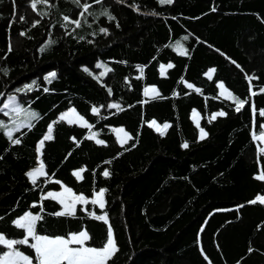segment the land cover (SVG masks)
<instances>
[{
	"label": "trees",
	"instance_id": "16d2710c",
	"mask_svg": "<svg viewBox=\"0 0 264 264\" xmlns=\"http://www.w3.org/2000/svg\"><path fill=\"white\" fill-rule=\"evenodd\" d=\"M31 2L0 0V107L15 94L23 109L0 112V233L23 239L13 221L31 212L43 217L37 234L87 230V244L102 247L107 225L88 213L106 212L119 248L107 264H264V204L250 203L264 196L253 138L264 124V0H80L91 5L83 17L72 0ZM140 6L151 14L136 26ZM149 86L159 95H145ZM68 108L87 125L61 120ZM151 121L169 127L161 134ZM49 125L53 139L38 153ZM114 127L131 139L119 144ZM39 158L47 175L33 184L26 173ZM61 185L87 199L106 190L104 208L88 200L55 216L61 204L43 197Z\"/></svg>",
	"mask_w": 264,
	"mask_h": 264
},
{
	"label": "snow or ice",
	"instance_id": "6c2138e0",
	"mask_svg": "<svg viewBox=\"0 0 264 264\" xmlns=\"http://www.w3.org/2000/svg\"><path fill=\"white\" fill-rule=\"evenodd\" d=\"M14 2V0H13ZM74 4L77 5V7H80L83 9V11L80 13L81 17L84 16L85 13L89 11V8L91 5L89 4H81L80 0H72ZM96 3H101L102 0H95ZM40 3H47V0H32L31 7L33 10H36L37 5ZM159 3L161 4H167L171 5L174 3V0H159ZM215 11V9H213ZM46 15V13H43ZM101 15H109L107 11H102L100 13ZM154 14V13H153ZM110 19H112L111 16H109ZM23 17H21V20ZM65 21H69V17H64ZM76 25V27L81 26V20L76 19L71 21ZM36 23H39L37 21ZM36 25L33 24V27ZM106 29H101V32H106ZM21 35H24V33H21ZM187 39V37H185ZM54 43V41H49V44ZM44 49L42 48L41 51ZM9 52L12 51L11 45H9ZM181 54H185L184 50L181 49ZM173 65L169 63L167 65V68H172ZM163 68L162 66V74H163ZM0 71H3L5 75L7 74V69H0ZM87 71V69H85ZM107 71H111V69H107ZM141 73L143 72V68H140ZM211 71H215L214 69ZM103 75V73H102ZM49 76L52 78H55L56 73L52 72L49 73ZM210 76V74H209ZM211 78V77H210ZM45 79H48V77H45ZM253 79V77H249V80ZM35 83V82H33ZM26 88L31 86H25ZM188 87H193L191 84L188 85ZM220 88L223 89V84L219 85ZM17 92L22 91V89H17ZM47 91V89H45ZM197 91H199L197 89ZM109 92L111 90L109 89ZM149 93H153L155 95H159L157 89L155 87L151 89H145V95H148ZM231 95V93H229ZM245 101L237 99V107L236 111L239 112L241 108L244 106ZM9 105L5 104L4 108H8ZM110 108H117L119 109L120 106L118 104H111L109 105ZM14 112H21L23 109L17 107L13 108ZM93 113H96L99 111L98 108L93 107L92 109ZM74 112V110H73ZM33 116H35V113H32ZM67 115V114H65ZM226 113L223 111L218 112L213 115V119L216 118V116H225ZM261 115H264V112L261 113ZM61 120L65 119V116L60 117ZM80 120H83L82 117H79ZM72 122V121H70ZM156 124L155 121H152L149 126H154ZM199 126V125H198ZM164 129L169 127V125L165 124ZM159 130V129H158ZM117 131L123 132V129H118ZM53 128L52 125H49L47 135L43 137V139L39 142V146L37 151L39 152L44 145L45 141L53 139ZM163 134V132H161ZM95 134H93L94 136ZM126 139H131V137L124 133ZM93 136H89L88 139H92ZM207 136V133L204 132L203 129H201V135L200 139L203 140ZM9 138H11V133H9ZM264 139V136L261 137ZM15 144H20V139H15L13 141ZM97 144L103 145L105 142L103 140H96ZM184 148L188 147L187 143H184L182 145ZM85 171V169H81L80 171L74 172L73 175L76 176L77 179H83L81 176V172ZM26 175L32 180V183L35 184L36 180L40 176H46L47 173L45 172V165L43 161L40 162L39 167L33 169L32 171H29L26 173ZM105 176L109 175V172L106 170L104 172ZM258 180H264V173H261L260 175L255 177ZM56 183H61L60 181H56ZM106 190H100L98 193L95 194V198L91 200L92 204H99L100 208H104V192ZM51 197L52 199H57L59 197V203L63 206V210L54 213L57 217H63V216H75L76 214V205L78 203L81 204H87L89 201L83 196V195H75L71 188L64 187L62 193H53L49 192L47 196L43 197V199H48ZM257 201H259L261 204H264V197L258 196L253 201H250V203L255 204ZM35 207V205H33ZM43 210V209H42ZM89 217L98 220L103 221L105 225H107V238L106 242L103 244L102 247H94L87 244L88 241L92 239L89 232L87 230H81L79 233H69L67 237L64 236H47V235H40L37 234L36 231V225L38 221H41L43 217L41 215H34L31 212H26L23 216L19 217L18 219L13 221V224L20 229H23L26 231V235L23 239L20 240H10L6 239L3 234H0V245H5L9 251L4 252L2 255H0V264H107V262L114 257V254L119 251L118 245L116 243V240L114 238V233L111 225L109 224L108 214L105 212L103 215H96L94 212L88 213ZM29 238H31L33 243H29ZM15 245H27L29 248L34 250L35 257L33 258L30 255L25 254L22 251H19L14 246ZM251 251V249H250Z\"/></svg>",
	"mask_w": 264,
	"mask_h": 264
},
{
	"label": "rangeland",
	"instance_id": "374dc122",
	"mask_svg": "<svg viewBox=\"0 0 264 264\" xmlns=\"http://www.w3.org/2000/svg\"><path fill=\"white\" fill-rule=\"evenodd\" d=\"M151 12V9L149 8V7H145V6H140V7H138V8H136L135 9V14H136V23H135V25L136 26H139V25H142L145 21H146V19L149 17V15L151 14L150 13ZM167 68V65L166 66H164V68H163V73H164V70ZM161 72H162V66H161ZM221 83H219V85H220ZM151 88H153L152 86H149V87H147L146 89H151ZM219 92L223 95V96H226V94H227V90L223 87V89L222 88H220L219 87ZM153 93H149L148 95H152ZM5 104H8L9 105V107L8 108H4V105ZM18 107V99H17V96L15 95V94H12V95H9L6 99H5V101L3 102V104H2V106L0 107V112L1 113H3V114H5V113H10V112H14L13 111V108H17ZM73 108H68L67 110H65V111H63V112H61L60 113V115H59V117H61V116H65V121H67V122H69V123H76V124H78V125H81V126H86L87 125V123H86V121H85V119L82 117V116H80L75 110H74V112H73ZM17 113V112H16ZM65 114H67V115H65ZM79 117H82L83 118V120H80L79 119ZM192 119H193V121L198 125V120H199V114L194 110L193 112H192ZM70 121H72V122H70ZM152 122V121H151ZM24 125H26L25 123H23V124H19V125H17V128H22V127H24ZM165 125V124H164ZM164 125H158V124H155L153 127L158 131V132H163L165 129H164ZM262 128H263V133L262 134H260V135H254L253 136V138H254V140L256 141V143H257V145H258V151L260 152V153H262V152H264V139H262L261 137L262 136H264V124L262 125ZM118 129H123L122 127H114L113 128V130H114V134H115V136H116V139H117V141H118V143L119 144H121V145H123L124 143H126L127 141H128V139H126L125 138V135H124V133H127L124 129V131L123 132H119V131H117ZM159 129V130H158ZM47 132H48V130H47ZM47 132L45 133V135H47ZM128 134V133H127ZM44 135V136H45ZM200 135H201V132H200ZM43 139V138H42ZM41 139V140H42ZM40 140V141H41ZM39 141V142H40ZM39 142H38V144H37V149H38V146H39ZM40 152V151H39ZM38 152V153H39ZM40 162H41V160H40V158L38 159V163H37V165L33 168V169H35V168H38L39 167V164H40ZM33 169H31L30 171H32ZM78 171H80V170H78ZM77 172V171H76ZM32 181V180H31ZM64 187H66L65 185H61V187L59 188V189H57V190H48L45 194H44V196H47V194L49 193V192H53V193H62L63 192V189H64ZM99 192V191H98ZM98 192H95L94 193V195H93V197L92 198H89V199H87V200H89V201H91L92 199H94L95 198V194L96 193H98ZM74 193V192H73ZM75 195H80V194H76V193H74ZM264 197V196H263ZM51 198V197H50ZM55 200H57L58 202H59V197L57 198V199H55ZM82 205V206H84L85 204H81V203H78L77 205H76V207L78 206V205ZM98 206H99V204H97ZM63 210V206L61 205V210L60 211H62ZM25 214V213H24ZM23 214V215H24ZM33 214V213H32ZM23 215H21V216H23ZM34 215H36V214H34ZM21 216H19V217H21ZM19 217H17L16 219H18ZM15 219V220H16ZM25 231V230H24ZM1 234V233H0ZM25 235H26V231H25ZM25 237V236H24ZM6 238V237H5ZM6 239H8V238H6ZM29 239H31V238H29ZM10 240H13V239H10ZM34 241H32L31 240V242H30V240H29V243H33ZM5 246V245H4ZM6 247V246H5ZM15 247V246H14ZM16 248V247H15ZM16 249H18V248H16ZM19 250V249H18ZM6 251H9V249L6 247V250L4 251V252H6ZM19 251H21V250H19ZM3 252V253H4ZM23 252V251H22ZM3 253H1L0 255H2ZM25 253V252H24ZM26 254V253H25ZM34 264H35V261H34Z\"/></svg>",
	"mask_w": 264,
	"mask_h": 264
},
{
	"label": "crops",
	"instance_id": "0c3cea01",
	"mask_svg": "<svg viewBox=\"0 0 264 264\" xmlns=\"http://www.w3.org/2000/svg\"><path fill=\"white\" fill-rule=\"evenodd\" d=\"M226 96H227V94H226Z\"/></svg>",
	"mask_w": 264,
	"mask_h": 264
}]
</instances>
